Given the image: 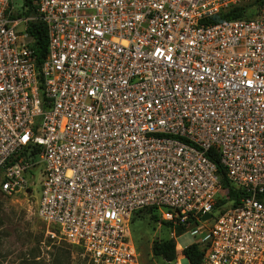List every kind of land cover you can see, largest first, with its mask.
Masks as SVG:
<instances>
[{
  "label": "built area",
  "instance_id": "2783aa9c",
  "mask_svg": "<svg viewBox=\"0 0 264 264\" xmlns=\"http://www.w3.org/2000/svg\"><path fill=\"white\" fill-rule=\"evenodd\" d=\"M32 1L0 0V191L38 169L36 215L82 264H137L127 221L146 207L207 221L197 264H264V5L212 21L244 0ZM210 151L235 204L216 205Z\"/></svg>",
  "mask_w": 264,
  "mask_h": 264
},
{
  "label": "rangeland",
  "instance_id": "374dc122",
  "mask_svg": "<svg viewBox=\"0 0 264 264\" xmlns=\"http://www.w3.org/2000/svg\"><path fill=\"white\" fill-rule=\"evenodd\" d=\"M20 0H13L18 8ZM251 6V14L255 9ZM256 11V10H255ZM34 182L27 193L7 194L0 191V264H82L79 246L61 238H52L47 229L55 230L36 215L39 193V170H34ZM163 209V208H160ZM207 221L196 225L197 231L183 228L174 233L175 226L159 219V209H141L127 221L128 241L135 251L137 264H190L180 248L197 240L203 243L201 228ZM171 238L178 246L172 260L166 261L150 251L152 240Z\"/></svg>",
  "mask_w": 264,
  "mask_h": 264
},
{
  "label": "trees",
  "instance_id": "16d2710c",
  "mask_svg": "<svg viewBox=\"0 0 264 264\" xmlns=\"http://www.w3.org/2000/svg\"><path fill=\"white\" fill-rule=\"evenodd\" d=\"M21 1L25 7L20 11V13L28 14L34 12L35 5L32 0ZM263 5L264 0H244L220 11L217 15L212 17V21L222 18L249 17L255 13V10ZM251 6L255 7V10L251 14H247L246 11L249 12L252 10L250 9ZM26 31L31 38L32 47L39 60L44 55L46 48V31L44 23L39 19L30 20L27 23ZM209 157L216 163V171L220 181V195H217L216 205H224L226 202L235 204L238 201L241 191L226 178L224 169L221 164L218 163L217 156L213 151H210ZM221 195H226V197L223 198ZM141 209H151V207ZM185 226L186 224L176 225L175 230H173L174 233L178 234L183 228H185ZM175 249V243L171 238L152 240L150 243L151 253L160 256L166 261L174 258ZM181 253L186 257L190 264H197L203 254V247L197 242H190L181 248Z\"/></svg>",
  "mask_w": 264,
  "mask_h": 264
},
{
  "label": "water",
  "instance_id": "95a60500",
  "mask_svg": "<svg viewBox=\"0 0 264 264\" xmlns=\"http://www.w3.org/2000/svg\"><path fill=\"white\" fill-rule=\"evenodd\" d=\"M209 213L208 212H204V213H202L201 215H200V219H205V218H207V217H209ZM195 224V222H192L189 226H186V228L185 229H188L190 226H192V225H194Z\"/></svg>",
  "mask_w": 264,
  "mask_h": 264
},
{
  "label": "bare ground",
  "instance_id": "6f19581e",
  "mask_svg": "<svg viewBox=\"0 0 264 264\" xmlns=\"http://www.w3.org/2000/svg\"><path fill=\"white\" fill-rule=\"evenodd\" d=\"M176 249H179L178 246H176Z\"/></svg>",
  "mask_w": 264,
  "mask_h": 264
},
{
  "label": "crops",
  "instance_id": "0c3cea01",
  "mask_svg": "<svg viewBox=\"0 0 264 264\" xmlns=\"http://www.w3.org/2000/svg\"><path fill=\"white\" fill-rule=\"evenodd\" d=\"M180 250H181V248H180ZM183 255V254H182Z\"/></svg>",
  "mask_w": 264,
  "mask_h": 264
}]
</instances>
